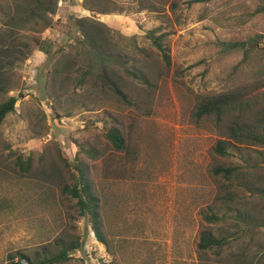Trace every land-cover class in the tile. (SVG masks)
Masks as SVG:
<instances>
[{"label":"rangeland","instance_id":"obj_1","mask_svg":"<svg viewBox=\"0 0 264 264\" xmlns=\"http://www.w3.org/2000/svg\"><path fill=\"white\" fill-rule=\"evenodd\" d=\"M191 1L107 0L109 13L87 9L84 0L58 6L53 27L37 35L54 42L51 55L32 47L16 64L9 96L20 100L0 127V264H28L20 254L52 257L77 240L82 247L67 264H217L215 255L199 251L201 235H231L239 226L203 219L222 208L214 205V169L261 161L264 154L241 148L232 149L230 159L217 157L223 130L208 118L197 120L196 110L209 97L255 83L264 58L239 66L243 53L223 52L221 43L262 36L264 48V12L253 15L264 0ZM81 18L112 30L121 48L113 68L125 77L131 103L103 92L93 78L77 86L86 69ZM65 56L78 62L56 89L54 68ZM29 77L35 78L31 86ZM112 129L124 136L126 151L108 140ZM90 149L97 159L89 158ZM49 156L61 167L64 158L76 176L79 164L88 167L108 246L95 238L92 214L82 217L78 200L64 194L48 169L41 172ZM245 190L235 188L233 212H251L258 226L244 232L246 242L228 252L227 263L264 264V202Z\"/></svg>","mask_w":264,"mask_h":264},{"label":"trees","instance_id":"obj_2","mask_svg":"<svg viewBox=\"0 0 264 264\" xmlns=\"http://www.w3.org/2000/svg\"><path fill=\"white\" fill-rule=\"evenodd\" d=\"M211 0H192L189 5L195 3H208ZM107 0H84L83 6L89 10H97L103 13L111 12V7L107 5ZM59 0H8L0 2V127L7 116L16 110L19 97L9 96L14 84L15 66L17 63L26 61L32 47H38L47 56L51 55L53 41L39 38L41 33L53 27L54 17L58 13ZM174 6V5H173ZM153 6H151L152 8ZM264 12V7L258 8L253 15ZM77 28L82 34V39L78 43L84 52L86 69L82 71L78 87H85L91 78L95 85L103 92L111 93L115 97L123 98L125 102L131 103L126 93L127 84L124 76L113 68V63L119 61L121 56L119 44L113 40L112 30L103 23L89 18H81L76 21ZM32 33V35H30ZM150 33V37L154 36ZM29 34V36H28ZM31 39V40H30ZM262 36H257L243 42L221 43L223 52L240 51L243 59L239 66L249 64L252 57L262 60L264 58V48L262 46ZM161 38H155V46L160 50L165 58H168ZM79 56V55H78ZM77 57L65 56L62 61L56 63L54 70V87L57 89L60 80H63L69 72L77 65ZM129 75L138 76L136 72L128 71ZM258 78L255 83L242 85L236 89L223 92L205 99L196 110L197 120L210 119L222 128L223 138L214 149L217 157L230 159L234 156L232 149L246 148L252 152L255 148H260L257 153L264 154V67H259ZM146 83L149 79L142 77ZM48 87H46L47 89ZM54 95V92L51 93ZM21 98L24 97L20 93ZM55 97H59L55 96ZM108 140L118 152L127 150L125 138L120 130L112 129L107 135ZM83 150L84 149L83 147ZM61 154V153H60ZM89 158L97 159L98 153L93 150L87 151ZM50 160L44 159L42 171L47 170L48 175L59 180L64 194L72 195L78 200L80 214H92L93 230L96 238L102 244L108 246L102 228V220L99 214L100 200L90 180L89 169L83 163L77 167L79 175L76 176L62 159V167L59 162L49 156ZM23 171H31L30 163L22 166ZM67 170L69 177L63 175V170ZM214 175L218 178V193L215 198L217 212H210L203 216L208 224H221L234 222L239 226L233 234L222 237H214L209 233H203L200 238L199 251L205 255H215L217 264H228L227 257L234 246L240 242L245 243L244 232L257 228L258 224L253 221L251 212L239 211L234 213L235 203L238 202L234 190L236 187L244 188L250 194L258 193V197L264 202V158L261 161L252 162L249 159L242 163L229 166H219L214 169ZM72 180V181H71ZM226 209V210H225ZM220 211V212H219ZM264 226V223L263 225ZM61 249L54 256H46L45 259H32L20 254L21 260L28 264H67L71 261V253L82 247L79 240L68 245H60ZM20 264V263H12Z\"/></svg>","mask_w":264,"mask_h":264},{"label":"built area","instance_id":"obj_3","mask_svg":"<svg viewBox=\"0 0 264 264\" xmlns=\"http://www.w3.org/2000/svg\"><path fill=\"white\" fill-rule=\"evenodd\" d=\"M58 6L61 8V7H63L64 6V2H63V0H59V3H58ZM28 82H29V84H30V86L35 82V78L34 77H29V80H28ZM31 91H29V93H30ZM95 236V235H94ZM96 238V237H95ZM93 240H94V238H93ZM98 242V241H97ZM98 244V243H97ZM78 251H75V253H77Z\"/></svg>","mask_w":264,"mask_h":264}]
</instances>
